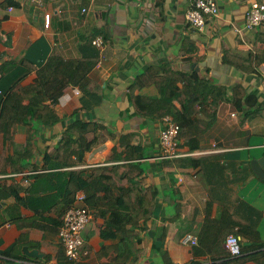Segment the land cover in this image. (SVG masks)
<instances>
[{
	"label": "crops",
	"instance_id": "crops-1",
	"mask_svg": "<svg viewBox=\"0 0 264 264\" xmlns=\"http://www.w3.org/2000/svg\"><path fill=\"white\" fill-rule=\"evenodd\" d=\"M215 1L218 15L198 31L186 21L193 0H0V115L14 84L32 85L49 59L95 63L87 91L69 86L45 101L58 123L36 134L17 126L8 140L0 132V264H163V250L171 264H264V177L251 167L264 157V25L244 29L256 0ZM194 74L198 84L182 83ZM195 91L201 108L184 111ZM135 97L147 102L143 114ZM183 111L194 120L178 137L185 156L158 160L164 114ZM77 121L100 128L86 135L95 139L82 161L73 155L66 164L58 148ZM131 153L140 155L142 193L157 191L151 218L126 240L86 204L92 220L81 257L65 261L59 230L84 194L79 176L127 163ZM185 234L198 244H182ZM220 235L237 236L241 255L230 256ZM199 236L200 248L221 247L226 258L195 255Z\"/></svg>",
	"mask_w": 264,
	"mask_h": 264
},
{
	"label": "trees",
	"instance_id": "trees-1",
	"mask_svg": "<svg viewBox=\"0 0 264 264\" xmlns=\"http://www.w3.org/2000/svg\"><path fill=\"white\" fill-rule=\"evenodd\" d=\"M94 65L95 63H90L83 59L64 60L60 57H53L37 71V77L32 85L21 87L18 86L19 81H17L3 102L0 115V132L8 140L10 139V132L15 130L17 126H25L29 134H36L39 130L45 127H52L58 123L57 114L54 110L44 105L45 101L50 98L58 99L69 86L76 87L81 91H87L90 85L88 73ZM144 76L141 75L140 80ZM198 82V77L195 74L189 77L182 76V83L186 86L198 84ZM143 84L134 85L133 88L140 87ZM212 90L217 91L215 88H212ZM175 91H178L177 87L172 89L171 94H174ZM192 92L186 95L185 101L183 100V103L186 104L184 111H190L195 109V107L201 108L198 92ZM220 94L221 92L218 91V95ZM26 99L28 103L23 104ZM146 103V100L142 97L133 98L137 113L143 114ZM164 116L167 115L164 114ZM190 118L191 116L188 112H184L177 119L174 117L173 120L180 127L178 137L183 129H186L194 122ZM98 127L100 128V126L91 122L83 123L77 121L71 124L63 134L57 158L63 160L62 157H65L66 164H73L74 161L71 156L76 155L77 161H82L84 153L89 150L95 139L88 140L86 135L90 132H95ZM178 146L180 148V145ZM190 148L196 149L197 146L190 144ZM137 157H140V155L131 153L129 158H127L129 161L127 163L111 168H97L89 177L79 176L77 185L78 191H83L85 194V205L87 204L91 209H97L99 214L105 216L106 229L115 231L119 235L122 234V237H125L124 239L126 240L135 236L134 229L139 228V222L148 221L156 207L154 202V198L157 195L156 189L149 188L143 194L136 183L138 177L144 172L140 162L135 160ZM98 192H102L103 196H97ZM119 197L123 200L122 206L117 205ZM127 226H130L128 230ZM224 237L226 236L220 235V240H218L220 245ZM199 241V246L194 248L193 253L195 255L207 254L213 260L226 258L227 253L221 247L218 252L214 250L204 251L200 248V246H204L201 236H199ZM159 252L161 253L163 264H171L168 253L164 250ZM62 254H65L64 249ZM66 260L68 259L65 257ZM5 264L10 263L7 262Z\"/></svg>",
	"mask_w": 264,
	"mask_h": 264
},
{
	"label": "built area",
	"instance_id": "built-area-1",
	"mask_svg": "<svg viewBox=\"0 0 264 264\" xmlns=\"http://www.w3.org/2000/svg\"><path fill=\"white\" fill-rule=\"evenodd\" d=\"M12 11V8L8 9ZM85 11V10H83ZM219 8L215 0H193L191 9L186 14V21L192 28L203 31L206 25V17H215ZM50 15L45 16L46 27L49 26ZM264 25V0H256L251 3L245 15V30H252ZM102 40L96 38L92 44L101 46ZM235 115V114H234ZM233 115V116H234ZM179 125L170 117L162 118V129L159 134L160 152L158 160H169L185 156L179 148ZM92 220V212L85 205V195L79 193L75 205L69 207L64 213L59 230V239L64 248L65 257L70 261H77L81 257V249L84 243V231ZM181 243L196 246L198 239L191 234H185ZM224 246L232 257L241 255V242L235 235L226 237Z\"/></svg>",
	"mask_w": 264,
	"mask_h": 264
},
{
	"label": "water",
	"instance_id": "water-1",
	"mask_svg": "<svg viewBox=\"0 0 264 264\" xmlns=\"http://www.w3.org/2000/svg\"><path fill=\"white\" fill-rule=\"evenodd\" d=\"M204 64H200L197 66L196 70L199 69V67H202ZM195 67V66H194ZM251 167L257 177L263 178L264 177V157L260 159L253 160L251 162ZM24 252L29 257H35L36 251L29 252L26 248L24 249Z\"/></svg>",
	"mask_w": 264,
	"mask_h": 264
}]
</instances>
